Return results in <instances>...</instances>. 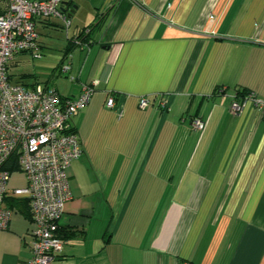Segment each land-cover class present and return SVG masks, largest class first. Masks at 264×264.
<instances>
[{
	"label": "crops",
	"instance_id": "1",
	"mask_svg": "<svg viewBox=\"0 0 264 264\" xmlns=\"http://www.w3.org/2000/svg\"><path fill=\"white\" fill-rule=\"evenodd\" d=\"M60 7L67 31L59 18L35 21L38 59L57 46L49 78L13 77L11 67L29 52L7 66L13 83L42 84L65 98L99 80L70 120L82 153L67 170L71 198L52 264H264V110L251 102L230 110L237 94L264 99V0H61ZM195 118L201 130L192 128ZM25 183L11 173L0 264H28L31 256L35 225L12 192Z\"/></svg>",
	"mask_w": 264,
	"mask_h": 264
},
{
	"label": "built area",
	"instance_id": "2",
	"mask_svg": "<svg viewBox=\"0 0 264 264\" xmlns=\"http://www.w3.org/2000/svg\"><path fill=\"white\" fill-rule=\"evenodd\" d=\"M60 3L61 0H0V229L8 226L11 214L4 205L11 175L5 165L14 164L26 183L12 192L27 200L35 225L28 264H52L62 246L57 228L71 198L67 170L82 153L70 120L89 103L99 84L98 79H93L82 85L77 97L65 98L42 84L27 88L10 80L7 66L17 54L40 56L36 19L59 18L67 31L70 17ZM74 44L83 45L79 39ZM69 70V63L61 64L60 72L68 74ZM247 102L264 110V99L249 92L240 100L233 97L231 112H240ZM165 105L162 101L161 106ZM105 106L114 108L113 93L108 92ZM138 106H148L145 96L138 97ZM203 127L202 120H192L193 129Z\"/></svg>",
	"mask_w": 264,
	"mask_h": 264
},
{
	"label": "rangeland",
	"instance_id": "3",
	"mask_svg": "<svg viewBox=\"0 0 264 264\" xmlns=\"http://www.w3.org/2000/svg\"><path fill=\"white\" fill-rule=\"evenodd\" d=\"M50 47V46H48ZM56 44H53L51 48H48L47 51L49 52L48 55H44L42 59L35 58L34 56L28 58H24L19 60L16 65H13L11 71L13 73V77L16 78L18 74L27 73V74H34L37 77V80L40 82H44L49 78L52 73V67L55 63V56H56ZM30 55V54H29ZM31 56V55H30ZM30 76L24 78V80H34L36 79L35 76ZM63 80H69L68 78H64Z\"/></svg>",
	"mask_w": 264,
	"mask_h": 264
},
{
	"label": "trees",
	"instance_id": "4",
	"mask_svg": "<svg viewBox=\"0 0 264 264\" xmlns=\"http://www.w3.org/2000/svg\"><path fill=\"white\" fill-rule=\"evenodd\" d=\"M88 29V28H87ZM86 30V28L80 33V35L78 36V38H81V40H84V39H86L87 38V36H88V34H89V32L86 34V33H84V31ZM71 40V39H70ZM70 43L71 44H74V40H72V41H70ZM238 96H240V98H238ZM245 96V93L244 94H240V95H236V98L237 99H242L243 97ZM6 166V168H9V170L11 171V173L12 172H18V170H17V168H16V166L14 165V164H11V165H5ZM20 200H17V201H15L16 203L15 204H18V203H23V204H25L26 206H27V208H28V211H30V208H29V205H28V202H27V200H25V199H23V200H21V202H19ZM13 205H9V208H13L12 207ZM28 216H29V218L32 220V214H31V211L28 213ZM61 225L60 224H58V228H57V233H58V235L62 238V240H63V234L61 233V227H60Z\"/></svg>",
	"mask_w": 264,
	"mask_h": 264
},
{
	"label": "water",
	"instance_id": "5",
	"mask_svg": "<svg viewBox=\"0 0 264 264\" xmlns=\"http://www.w3.org/2000/svg\"><path fill=\"white\" fill-rule=\"evenodd\" d=\"M63 9V8H62Z\"/></svg>",
	"mask_w": 264,
	"mask_h": 264
}]
</instances>
